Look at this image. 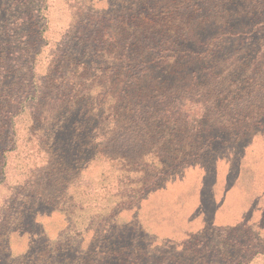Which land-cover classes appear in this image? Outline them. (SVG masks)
<instances>
[{
    "label": "trees",
    "instance_id": "1",
    "mask_svg": "<svg viewBox=\"0 0 264 264\" xmlns=\"http://www.w3.org/2000/svg\"><path fill=\"white\" fill-rule=\"evenodd\" d=\"M107 2L97 13L92 0H0V192L18 193L0 196V264H106L92 260L104 251L119 264H169L163 245L193 235V216L211 211L216 230L236 229L239 208L223 195L198 202L220 180L202 164L207 151L173 139L187 130L179 101L222 107L264 68V0ZM93 162L120 185L103 201L82 183ZM236 184L248 208L264 200V184ZM54 209L69 220L56 241L36 221ZM263 213L246 229L251 242L264 241Z\"/></svg>",
    "mask_w": 264,
    "mask_h": 264
},
{
    "label": "rangeland",
    "instance_id": "2",
    "mask_svg": "<svg viewBox=\"0 0 264 264\" xmlns=\"http://www.w3.org/2000/svg\"><path fill=\"white\" fill-rule=\"evenodd\" d=\"M91 4L97 13L105 12L108 8L107 0H92ZM250 75L252 76L251 80L246 82L245 87L241 85L239 90L235 92L232 102L229 100L221 104L222 107L219 106L218 108L216 104H210L203 100L182 99L178 102L181 114L186 120L187 130L184 134L176 133L173 141L178 142L183 139V144L186 147L191 145L192 151L194 148H199V153L207 151L208 160H204L207 162H201L208 167L205 170L209 175H212L210 171L220 172V176H217L220 178L219 182L218 179L214 181L213 178H209L205 183L202 201L193 196L188 199L190 202L189 209L193 211L191 202L194 201L199 200L200 206L204 207L208 204L214 206L215 203L223 199L231 205H235L236 209L239 208L237 210L239 215L232 223V226L236 228L235 230H229L230 226L224 225L221 226L223 228L220 231L208 222V215H211V211L207 213V216L206 214L205 216L203 214L197 215V220L193 216L191 229L194 232L193 235H184L175 243L163 245L172 254V258L168 260L169 264H264V241L259 239L257 240L258 243H254L249 241L245 235L247 227L255 224L259 212L260 214L261 211L264 212V202H262L264 200L260 203H252L251 207L248 208L249 203L243 205L242 196L238 197L232 188V184L237 183L235 189L239 191L243 188L240 185L247 187L256 185L257 191H263L264 153L262 157H259L258 153L264 151V68L256 67L250 72ZM241 135H244L243 140L238 138ZM117 151L116 148L115 153ZM130 152H134V150ZM197 167L201 168L202 171L203 167L197 163L191 164L186 169L193 172ZM249 167L256 168L260 178H254L251 184L247 185V179L241 180L240 176L244 168ZM82 173L84 176L82 183L92 185L93 193L99 201L108 199L110 191L113 190L112 184L116 188L120 186L117 180L112 181V183L108 180L109 174L104 173L98 162L86 164ZM187 176L189 178V174ZM173 182L170 181L169 184ZM213 185L219 190L218 194L214 196L210 192V189L212 190L210 187ZM219 195H223V197L220 199ZM0 196L17 198L18 193L6 190L0 192ZM156 199L157 195L151 194L143 202V207L150 215L157 210L158 200ZM194 214L197 213L194 212ZM131 216V213H128L124 214L123 217ZM36 221L37 230L52 241L59 240L68 231L69 220L65 213L60 210L54 209L50 213H38ZM197 228L200 230L197 231ZM34 237L35 235L31 234L33 240ZM109 248L113 249V246ZM100 253L92 258L94 262L103 258L107 259L106 264H119V259L114 252L106 253L104 251ZM155 263L163 264L161 260Z\"/></svg>",
    "mask_w": 264,
    "mask_h": 264
}]
</instances>
